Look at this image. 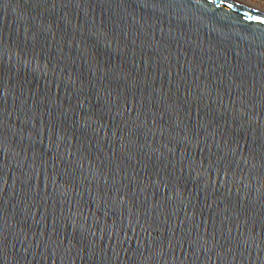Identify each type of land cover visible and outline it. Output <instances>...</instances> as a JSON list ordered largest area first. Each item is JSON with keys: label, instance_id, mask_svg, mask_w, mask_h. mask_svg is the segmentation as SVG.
<instances>
[{"label": "water", "instance_id": "1", "mask_svg": "<svg viewBox=\"0 0 264 264\" xmlns=\"http://www.w3.org/2000/svg\"><path fill=\"white\" fill-rule=\"evenodd\" d=\"M0 264H264V12L0 0Z\"/></svg>", "mask_w": 264, "mask_h": 264}, {"label": "rangeland", "instance_id": "2", "mask_svg": "<svg viewBox=\"0 0 264 264\" xmlns=\"http://www.w3.org/2000/svg\"><path fill=\"white\" fill-rule=\"evenodd\" d=\"M264 12V0H239Z\"/></svg>", "mask_w": 264, "mask_h": 264}, {"label": "bare ground", "instance_id": "3", "mask_svg": "<svg viewBox=\"0 0 264 264\" xmlns=\"http://www.w3.org/2000/svg\"><path fill=\"white\" fill-rule=\"evenodd\" d=\"M235 1H238V2H240V3H242V4H244L245 6L251 8V9H254V10H256V11L263 12V11H261V10L255 8V7H253V6H251V5H249V4L244 3L243 1H239V0H235Z\"/></svg>", "mask_w": 264, "mask_h": 264}]
</instances>
